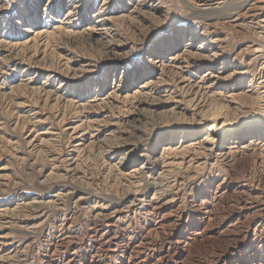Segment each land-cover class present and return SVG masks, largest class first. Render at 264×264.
Returning a JSON list of instances; mask_svg holds the SVG:
<instances>
[{
  "label": "rangeland",
  "instance_id": "1",
  "mask_svg": "<svg viewBox=\"0 0 264 264\" xmlns=\"http://www.w3.org/2000/svg\"><path fill=\"white\" fill-rule=\"evenodd\" d=\"M0 264H264V0H0Z\"/></svg>",
  "mask_w": 264,
  "mask_h": 264
},
{
  "label": "bare ground",
  "instance_id": "2",
  "mask_svg": "<svg viewBox=\"0 0 264 264\" xmlns=\"http://www.w3.org/2000/svg\"><path fill=\"white\" fill-rule=\"evenodd\" d=\"M237 133H239V132H238V131H233V132H232L233 135H234V134H237Z\"/></svg>",
  "mask_w": 264,
  "mask_h": 264
}]
</instances>
